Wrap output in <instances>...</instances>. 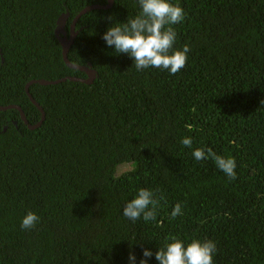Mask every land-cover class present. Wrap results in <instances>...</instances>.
<instances>
[{
	"label": "trees",
	"instance_id": "16d2710c",
	"mask_svg": "<svg viewBox=\"0 0 264 264\" xmlns=\"http://www.w3.org/2000/svg\"><path fill=\"white\" fill-rule=\"evenodd\" d=\"M169 2L185 13L173 49L190 48L178 73L138 71L105 45L110 26L140 12L137 0H113L75 24L67 57L94 70L90 84L31 85L45 114L33 130L16 109L0 111V264H129L130 253L139 264L172 236L213 241V264H264V0ZM106 4L0 0V106L33 125L29 81L85 79L62 60L56 21L69 14L68 37L83 8ZM197 148L234 158L236 179L195 160ZM139 189L159 200L155 220L122 215ZM28 212L39 222L23 230Z\"/></svg>",
	"mask_w": 264,
	"mask_h": 264
},
{
	"label": "clouds",
	"instance_id": "9594fccd",
	"mask_svg": "<svg viewBox=\"0 0 264 264\" xmlns=\"http://www.w3.org/2000/svg\"><path fill=\"white\" fill-rule=\"evenodd\" d=\"M140 12L132 19L124 23H115L110 26L101 39L107 47L114 48L118 54H127L135 68L144 70L149 67L167 70L169 74H176L183 69L187 62V53L190 48L185 45L183 50L173 49L176 32L171 27L181 23L185 19V13L178 5H173L169 0H137ZM111 20V17H108ZM74 67H79L74 65ZM264 103V101H261ZM191 127V126H189ZM181 143L185 147L192 146L190 138H183ZM192 155L195 160L211 159L216 167L222 171L229 181L236 179V162L234 158H225L217 155L210 148H197ZM160 199H163L161 195ZM159 200L155 193L148 189H139L135 198L127 202L123 207L122 215L132 222L141 217L145 222L156 219V210ZM171 217L181 215V205L177 203ZM39 222V217L28 212L21 221V229L30 230ZM171 242L165 243L154 254L148 249L142 251L139 264H147L148 258L155 256L157 264H213V254L216 245L211 240L200 241L198 239L185 243L175 236L168 238ZM129 264H136L133 254L128 256Z\"/></svg>",
	"mask_w": 264,
	"mask_h": 264
},
{
	"label": "water",
	"instance_id": "95a60500",
	"mask_svg": "<svg viewBox=\"0 0 264 264\" xmlns=\"http://www.w3.org/2000/svg\"><path fill=\"white\" fill-rule=\"evenodd\" d=\"M113 4V0H107V4L106 5H89L86 6L85 8H83L77 15H75V17H73L71 24L69 26V35L68 37H66V32H65V26H66V21L68 19L69 14L63 13L61 14L57 21H56V26L54 29V34L55 37L57 38V40L59 41L60 47H61V55H62V60L65 63L66 66L73 68L75 70L84 72L86 75L85 79H80L77 77H72V76H67V77H63L60 79H56V80H44V79H39V80H31L29 81L26 86H25V93L27 95V97L29 98V100L31 101V103L39 110L40 112V120L31 125L28 124L27 120H26V116L24 114V112L22 111V109L17 106V105H6V106H0V111H5L8 109H16L19 114H20V118L21 120L27 125V128L30 130H33L37 127H39L41 125V123L43 122L44 118H45V114L43 109L40 107V105L33 99L32 95L29 92V87L33 84H39V85H54V84H58L61 82H64L66 80H70V81H77V82H81V83H85V84H90L94 78H95V72L93 69H91L89 66H80L77 65L79 67H74V65L68 60L67 54L69 51L70 46L73 43L74 37L76 35V32L74 31L75 28V24L78 21V19L85 14L86 12L90 11V10H94V9H107L110 6H112Z\"/></svg>",
	"mask_w": 264,
	"mask_h": 264
},
{
	"label": "rangeland",
	"instance_id": "374dc122",
	"mask_svg": "<svg viewBox=\"0 0 264 264\" xmlns=\"http://www.w3.org/2000/svg\"><path fill=\"white\" fill-rule=\"evenodd\" d=\"M129 168H130V165H129V164H124V165H122V166H120V167L118 168L117 174H120L121 172H124V171H126L127 169H129Z\"/></svg>",
	"mask_w": 264,
	"mask_h": 264
},
{
	"label": "flooded vegetation",
	"instance_id": "af4514ba",
	"mask_svg": "<svg viewBox=\"0 0 264 264\" xmlns=\"http://www.w3.org/2000/svg\"><path fill=\"white\" fill-rule=\"evenodd\" d=\"M68 35H69V32H68Z\"/></svg>",
	"mask_w": 264,
	"mask_h": 264
}]
</instances>
